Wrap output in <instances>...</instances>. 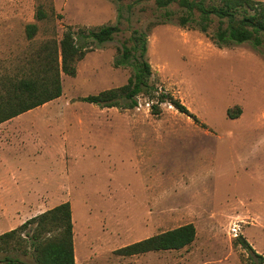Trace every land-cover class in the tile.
<instances>
[{
  "label": "rangeland",
  "instance_id": "rangeland-1",
  "mask_svg": "<svg viewBox=\"0 0 264 264\" xmlns=\"http://www.w3.org/2000/svg\"><path fill=\"white\" fill-rule=\"evenodd\" d=\"M39 9L46 14L42 21ZM183 14L177 5L159 9L137 0H0L1 76L18 74L27 57L69 27L80 35L118 29L114 41L92 45L76 77L62 76V97L44 105L53 113L35 119L57 158L38 159L34 173L52 189V197L42 196L43 202L52 198L48 207L72 205L76 264L257 261L236 243L235 225L264 257V54L250 44L220 48L210 36L181 27ZM29 24L39 27L33 40ZM136 34L148 38L150 84L179 100L199 123L169 103L155 114L145 96L132 110L81 100L128 83L132 69L115 61ZM188 224L197 229L188 248L116 253Z\"/></svg>",
  "mask_w": 264,
  "mask_h": 264
},
{
  "label": "trees",
  "instance_id": "trees-1",
  "mask_svg": "<svg viewBox=\"0 0 264 264\" xmlns=\"http://www.w3.org/2000/svg\"><path fill=\"white\" fill-rule=\"evenodd\" d=\"M138 3L154 2L159 9L179 6L184 14L178 19L183 28H192L208 36L220 48L234 44H250L264 54V3L256 0H137ZM167 15L171 14L167 12ZM46 19L42 9L37 20ZM218 22L216 31L210 28ZM39 31L37 24H29L27 37L33 40ZM118 29L102 26L97 31L81 35L72 27L67 28L59 40L56 37L43 43L31 57H27L18 74L0 75V124L30 110L53 102L63 95L62 76L76 77L78 64L93 50L92 45L112 42ZM138 34V33H137ZM135 35L119 49L116 67H129L132 74L125 86L105 90L98 95L81 99L101 108L132 110L138 99L147 97L153 102V113H160V106L169 103L181 114L197 123L199 119L186 106L169 94L160 93L150 84L152 67L147 60L148 38ZM133 42V45L131 43ZM131 43V45H129ZM240 115L230 111L229 117ZM197 237L193 224L161 233L126 246L116 253L132 257L152 252L179 251L191 246ZM236 243L251 253V264H264L263 255L239 236ZM76 264L73 210L70 202L63 203L32 219L18 228L0 235V264Z\"/></svg>",
  "mask_w": 264,
  "mask_h": 264
},
{
  "label": "crops",
  "instance_id": "crops-1",
  "mask_svg": "<svg viewBox=\"0 0 264 264\" xmlns=\"http://www.w3.org/2000/svg\"><path fill=\"white\" fill-rule=\"evenodd\" d=\"M49 113L53 111L43 106L0 124V228L19 227L37 213L53 209L48 207L52 198L42 201V196H53L52 189L46 178L34 173L38 159L50 161L53 155L57 158L53 145L47 144L40 131L35 130L36 115ZM24 122H30L31 128H26Z\"/></svg>",
  "mask_w": 264,
  "mask_h": 264
},
{
  "label": "built area",
  "instance_id": "built-area-1",
  "mask_svg": "<svg viewBox=\"0 0 264 264\" xmlns=\"http://www.w3.org/2000/svg\"><path fill=\"white\" fill-rule=\"evenodd\" d=\"M239 231H240V227L238 225H235L232 229V232L234 233V237H239Z\"/></svg>",
  "mask_w": 264,
  "mask_h": 264
}]
</instances>
